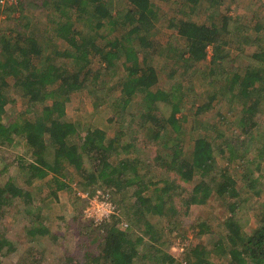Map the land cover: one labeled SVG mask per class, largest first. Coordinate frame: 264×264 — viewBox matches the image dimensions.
<instances>
[{
    "label": "trees",
    "instance_id": "trees-1",
    "mask_svg": "<svg viewBox=\"0 0 264 264\" xmlns=\"http://www.w3.org/2000/svg\"><path fill=\"white\" fill-rule=\"evenodd\" d=\"M127 1L131 5L130 9L119 18L115 14L113 0H44L43 9H52L59 18L58 21L51 19L55 24L53 35L64 42L66 47L64 51L57 49L54 58L45 56L42 66L35 65L33 61L34 56L45 55L37 37L16 31L11 32L12 36L3 31L0 34V145H12L20 139L30 149L31 162L23 158L19 161L20 172H25L27 184L32 185L52 175L55 184L52 194L55 197L62 191L72 193V187L64 174L72 168L81 178L79 192L88 197L93 196L98 189H109L112 193L132 191L133 204L125 210L130 221L129 230L118 227V218L95 228L91 221L89 224H80L79 252L85 248V241H89L91 247L85 251L82 259L67 255L60 264H212V255L226 257V264H264V206L258 212V226L247 231L243 208L248 199L242 200L231 170L229 167L221 168L219 163L220 155L225 157L229 166L237 161V156L246 165L254 163L246 158L249 145L240 152L239 145L245 142L238 138L230 144L224 143L226 147L221 146L222 149L218 150L212 141L214 138L204 136L194 142L191 159L184 155L177 118L182 110L181 104L184 103L183 87L173 85L168 90L161 89L158 85V72L148 65L151 52L157 49L152 34L161 19L155 4L168 0ZM184 2L191 5L190 8L207 3L206 10H216L218 13L221 0ZM14 8H0V19L4 12L11 15ZM35 9H40V5H35ZM231 21L227 14L221 15V23L217 22L216 17L209 24L170 20L169 27L186 41V48H172L167 55L178 64L182 62V66L193 69L207 60V50L213 47L212 68L207 75L222 74L229 90L226 92L222 88L221 92L231 94L228 100L236 101L241 106L239 119L234 124L241 135L250 136L249 139L253 140L254 131L259 128L264 112V48L249 58L246 67L233 69L232 74H228L224 69L230 62V56H223V49L229 45L231 35L239 36L242 31L250 28L235 24L232 27ZM106 25L113 28L111 32L119 30L120 33L108 38V34L102 33ZM262 29L261 24L255 28L260 33ZM100 40L105 44L99 43ZM57 57L73 61L72 71L58 65L54 61ZM95 61L100 65L97 71L93 65ZM121 69L124 74L117 84L121 95L116 104V108L120 106L121 112L114 117L122 121L120 117L126 116L127 108L141 99L139 111L130 115V122L136 124L138 130L147 128L156 141L162 139V132L167 125L179 132L172 139L173 152L164 157L157 156L154 160L155 166L174 175L173 180L170 177L162 179V187H158L161 182L149 180L151 169H148L146 175H141V169L149 166L138 156H125V152L134 147L132 144L122 143L119 137L109 139L101 129L88 130L84 138H80L75 122L67 119V106L72 96H79L90 83L99 80L102 73L116 76ZM9 79L16 89L23 92L29 106L36 112L33 120L4 123L6 106L10 100ZM217 100V94H213L207 108H211ZM105 104L97 102L96 107ZM161 104L164 105L160 108ZM169 107L171 114L163 116L161 112ZM203 108L204 105L197 109L202 112L205 111ZM114 117L109 120L112 122ZM220 135L225 138L226 133L223 131ZM262 154L258 156L257 169L261 167ZM116 157L119 160L113 164L112 160ZM179 182L195 185L190 189L183 188ZM255 182L252 181L251 188H254ZM152 186H155L153 191ZM183 192L188 196H183ZM254 193L259 194L256 190ZM211 199L220 200L229 211V216L221 223L223 236L218 241L203 245V236L212 232V229L208 217H196L200 228L196 236L198 243L185 251L183 259L179 260L159 248H155L154 252L148 251L147 256L140 255L139 247L145 237L157 243L163 239L156 232L152 218L168 223L172 232L179 231L184 222L178 218H187L193 206L205 207ZM18 200L27 205L25 215L34 217V211L30 208L33 202L30 192L18 186L13 179L0 184V222ZM71 204L77 221L84 215L88 199L76 193ZM135 231L142 232V236L134 239ZM49 234L50 231L40 223L29 230L28 241L33 243L38 237ZM180 235L186 237L184 233ZM16 250L17 246L0 234V264H3V254ZM25 253L27 256L19 264H45V254L37 248L29 246Z\"/></svg>",
    "mask_w": 264,
    "mask_h": 264
},
{
    "label": "rangeland",
    "instance_id": "rangeland-1",
    "mask_svg": "<svg viewBox=\"0 0 264 264\" xmlns=\"http://www.w3.org/2000/svg\"><path fill=\"white\" fill-rule=\"evenodd\" d=\"M184 1H158L155 4L161 19L152 34L157 49L151 52L148 58V65L153 66L158 72L160 79L158 85L161 89L168 90L173 85H181L183 87L184 103L181 104L182 110L177 115V118L180 125L179 135L182 138L181 148L187 158L191 159L192 157L194 142L204 136L210 139L214 138L212 141L218 150L226 147L224 143L225 145L230 144L238 138L240 141L245 142L239 145L240 152L243 150V147L249 145L250 150L246 158L248 161H254V163L246 165L237 156V161H234L229 166V162L223 155L219 156V163L221 168L229 167L231 170L233 178L237 181L242 200L248 199L243 210L248 224L246 230L250 231V229L258 226V212L264 206V112L259 128L254 131V139H249L250 136L241 135L234 124L239 119L241 106L236 101L230 102L228 100L231 94H223L221 92L222 88L226 92L229 90L225 86L222 74L207 75L208 71L212 68L213 47H209L207 50V60L196 65L193 69L182 66V62L178 64L175 59L169 58L167 54L172 48H176V50L186 48V41L174 29L169 27L170 20H191L197 24H209L216 17L217 22L221 23V15L227 14L232 20V27L235 24L243 26V28L244 26H249L250 28L248 31H242L239 36L231 35L228 41L229 45L225 48L223 47V56H230V62L225 66L224 70L231 75L233 69H243L249 64V58L253 54L260 53L262 48H264V0H221L218 13H216V10L214 12L206 10L207 3L201 4L202 6H198L197 8H190L191 5H186ZM113 2L115 14L119 18L131 6L127 0H113ZM43 3L44 0H17V6L14 8L15 11L11 15L4 12V18L0 19V34L3 31L12 36L11 32L16 31L37 37L45 52V55L42 57L40 55L33 57V61L37 66H42L45 56L54 58V53L57 49L64 51L66 47L64 42L56 39L53 35L55 24L51 22V19L58 21V16L51 11L52 9L44 10ZM35 5H40V9H35ZM259 24L263 27L261 33L255 30ZM112 29L111 26L106 25L102 33L108 34V38H113L116 34L120 33L119 30L111 32ZM99 43L105 44L101 40ZM51 60L53 61V59ZM54 61L61 67H67L70 71L74 67L72 66L73 61L67 59L57 57ZM93 65L96 71L100 69L98 61H95ZM123 74L122 69L116 76L112 73L109 76L107 72H104L99 80L90 83L89 87L83 90L79 96H72V100L67 106V119L75 122L80 138H84L88 130L101 129L106 132L109 139L119 137L122 143L132 144L134 147L129 152L126 151L125 156L131 158L138 156L145 165L149 166V168L145 167L141 169V175H146L148 169H151V172L148 174L150 181L157 183L167 177L173 180L174 175L166 173L159 166H155L154 160L157 156L164 157L173 152L172 139L177 137L179 132H175L171 126L167 125L164 132H162V139L156 141L152 138L153 133L150 134L147 128L138 130L136 124L130 122V115L139 111L141 99H138L133 106L127 108V112H125L126 116L120 117L123 118L122 121L114 117L115 114L121 112L120 106L116 108V104H118L117 100L121 95L120 87L117 84ZM8 82L10 84L8 89L10 100L6 106L4 123L10 124L11 122L24 119L33 120L36 112L29 106L23 92L19 88L16 89L14 87L11 79ZM213 94H217L218 100L211 108H207L210 97ZM97 102H106V104L96 107ZM163 105L161 104L160 108ZM203 105V110L205 111L201 112L197 108ZM161 113L163 116L168 117L171 114V107L165 108ZM113 117L114 120L111 122L109 119ZM131 124L135 127H132ZM223 131L226 133V140L220 135ZM82 143L83 141L80 140V144ZM221 146L223 147L220 148ZM261 152H263L262 159L260 160L261 167L257 169V164L259 163L258 156ZM130 154L131 156H129ZM122 156H124L123 152ZM21 158L25 159L26 162H31V151L23 140L17 139L12 145H0V184L8 179H13L18 186L30 192L33 199L30 208L34 211V217H27L24 213L27 205L18 200L13 205L14 207L10 211H7V217L0 222L1 236L17 246V250L12 253L8 254L4 251L6 254L2 256L3 264H19L21 259L27 256L25 250H28L29 246L44 252L45 264H60L67 255L79 256V259H82V256L91 247V244L89 241H85V248L79 252L81 247L79 244L81 238L79 226L80 224L85 225L90 222L84 215L75 221L76 212L71 204L74 194L77 193L80 196L83 194L79 192L78 188L81 178L74 169H67L64 174L73 191L72 193L62 191L58 193V197H55L52 194L55 190L52 175L42 181H36L32 185L27 184L25 172H20L19 161ZM118 160L119 158L116 157L112 160V163L116 164ZM253 180L256 182L254 183V188H251L250 185ZM179 184L183 188L189 189L195 185L183 184L182 182H179ZM162 186L163 183L161 182L158 187ZM154 189L155 186H152V191ZM254 190L259 194L256 195ZM83 195L86 194L84 193ZM183 196L187 197L188 195L183 192ZM111 197L120 211L118 226L124 220L129 225L126 230H129L130 221L129 217L125 215V210L133 204L132 191L124 193H116L114 191ZM176 200L180 201L179 199ZM177 204H180V202ZM227 216H229L227 207L220 200L211 199L210 203L205 207L193 206L187 218H178V220H183L182 222H184L179 231L172 232L167 225L168 223L166 224V222L157 221L155 218H152V222L156 226V232H159L163 236V239L161 243H157L155 240L145 237L143 239L144 243L139 247V253L140 255L147 256L148 251L154 252L155 248H159L179 260L183 259L185 251L198 243L196 236L200 228L197 226V218L205 219L208 217L209 219L212 232L203 236V245H210V243L213 244L223 236L220 226ZM36 218H39L37 222ZM40 223L50 231V234L38 237V240L33 243L29 242L30 237H28L27 233L31 228L36 227ZM121 229L125 230L124 227ZM181 233L186 234V237H180ZM138 236L141 237L142 232L135 231L133 238L136 239ZM164 243L169 248L163 246ZM226 261V257L224 256H211L212 264H226Z\"/></svg>",
    "mask_w": 264,
    "mask_h": 264
},
{
    "label": "built area",
    "instance_id": "built-area-1",
    "mask_svg": "<svg viewBox=\"0 0 264 264\" xmlns=\"http://www.w3.org/2000/svg\"><path fill=\"white\" fill-rule=\"evenodd\" d=\"M17 0H0V7L4 10L7 7H16ZM4 18V15H2ZM112 192L109 189H98L93 196L81 194L82 198L88 199V205L84 210V216L87 220L93 222L96 227H99L114 218H120L118 206L113 202L111 197ZM128 224L124 220L118 227L128 228Z\"/></svg>",
    "mask_w": 264,
    "mask_h": 264
}]
</instances>
